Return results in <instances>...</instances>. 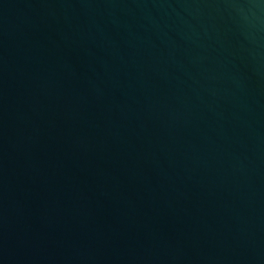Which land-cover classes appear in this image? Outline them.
I'll list each match as a JSON object with an SVG mask.
<instances>
[{
  "label": "water",
  "instance_id": "obj_1",
  "mask_svg": "<svg viewBox=\"0 0 264 264\" xmlns=\"http://www.w3.org/2000/svg\"><path fill=\"white\" fill-rule=\"evenodd\" d=\"M0 264H264V0H0Z\"/></svg>",
  "mask_w": 264,
  "mask_h": 264
}]
</instances>
